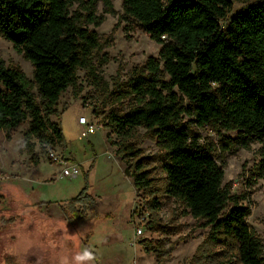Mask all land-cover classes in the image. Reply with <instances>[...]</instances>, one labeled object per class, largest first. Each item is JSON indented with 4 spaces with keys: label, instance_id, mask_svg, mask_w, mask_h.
Returning a JSON list of instances; mask_svg holds the SVG:
<instances>
[{
    "label": "trees",
    "instance_id": "obj_1",
    "mask_svg": "<svg viewBox=\"0 0 264 264\" xmlns=\"http://www.w3.org/2000/svg\"><path fill=\"white\" fill-rule=\"evenodd\" d=\"M234 1L248 0H123L119 18L136 23L161 47L158 56H149L125 82L116 83L112 94L132 102L111 109L104 125L126 174L148 197V209L157 212L162 202L151 158L132 140L140 128L164 153V192L209 228L198 251L221 247L209 255H222L227 264H264V241L247 220L251 206L241 205L245 196L224 185L226 158L219 162L214 153L253 143L264 148V0L222 24ZM99 4L104 13H116L113 0H0V36L32 63L34 73L30 80L19 66L0 61V130L10 139L28 121L21 150L33 164L65 145L60 122L51 119L59 114L63 92L71 87L79 96L80 70L97 79L102 41L91 26L104 21ZM207 126L217 132L216 144L203 143L195 130ZM256 174L264 178V154ZM84 190L74 199L80 206L70 221L97 215L94 196ZM140 244L145 252H156L159 262L164 259L159 255L169 252L148 239ZM89 252L100 264L98 253Z\"/></svg>",
    "mask_w": 264,
    "mask_h": 264
},
{
    "label": "rangeland",
    "instance_id": "obj_2",
    "mask_svg": "<svg viewBox=\"0 0 264 264\" xmlns=\"http://www.w3.org/2000/svg\"><path fill=\"white\" fill-rule=\"evenodd\" d=\"M255 1H234L228 19L221 23ZM113 3L115 14L104 13L99 4L104 21L100 26H91L102 41L95 59L97 79L80 70L79 96L68 88L59 100V114L51 116L60 122L65 137V147L56 146L51 153L78 163L80 177L69 180L62 176L63 166L53 158H41L38 164L30 161V155L21 150L28 121L14 129L10 139L0 130V264H96L92 257L83 256L90 250L99 254L102 264H227L222 255H209L221 247L198 251L209 228L186 214L183 205L164 192V153L144 128L132 140L151 158L149 168L162 202L157 212L146 207L148 197L134 187L132 177L126 174L124 161L108 140L107 126L79 139L81 116L105 124L111 109H126L131 104V97L117 98L112 94L116 83L125 82L132 69L149 56H158L161 47L136 23L119 18L123 0ZM0 61L19 66L33 80L32 63L2 36ZM34 92L37 94L36 88ZM195 130L203 143H217L218 134L210 126ZM112 138L116 135L112 134ZM36 151H40L38 145ZM214 153L219 162L226 158L224 185H229L233 194L245 196L240 204L251 206L248 223L264 241V178L256 174L264 154L262 144L253 143L250 148L228 153L217 149ZM85 188L95 198L97 215L70 221L72 210L80 206L74 199ZM141 226L143 234L137 236L135 229ZM141 239L160 243L169 250L159 255L163 262L157 260L156 252L144 251ZM195 253L199 258L192 261Z\"/></svg>",
    "mask_w": 264,
    "mask_h": 264
},
{
    "label": "built area",
    "instance_id": "obj_3",
    "mask_svg": "<svg viewBox=\"0 0 264 264\" xmlns=\"http://www.w3.org/2000/svg\"><path fill=\"white\" fill-rule=\"evenodd\" d=\"M80 123L83 125V129L80 132L79 139H84L86 137H89L90 135H93L97 132L98 128L104 127V124H98L95 121H91L86 116H81ZM51 158H53L54 162L60 164L63 166V172L62 176L68 178L69 180H74L76 178H79L82 171L81 167L78 163L71 162L69 160H65L60 156L59 154L51 153ZM143 227H137L135 229V233L137 236H141L143 234Z\"/></svg>",
    "mask_w": 264,
    "mask_h": 264
},
{
    "label": "clouds",
    "instance_id": "obj_4",
    "mask_svg": "<svg viewBox=\"0 0 264 264\" xmlns=\"http://www.w3.org/2000/svg\"><path fill=\"white\" fill-rule=\"evenodd\" d=\"M84 257H88L91 258L92 254L88 251H85V253L83 254ZM83 257H78V259H82Z\"/></svg>",
    "mask_w": 264,
    "mask_h": 264
},
{
    "label": "crops",
    "instance_id": "obj_5",
    "mask_svg": "<svg viewBox=\"0 0 264 264\" xmlns=\"http://www.w3.org/2000/svg\"><path fill=\"white\" fill-rule=\"evenodd\" d=\"M81 124V123H80ZM82 125V124H81ZM82 129H83V125H82ZM64 147H65V145H64ZM69 161H71V160H69ZM71 162H73V161H71ZM76 163V162H75ZM89 217V216H88ZM88 217H86V218H88ZM96 252V251H95ZM99 255V254H98ZM99 263L100 264H102L101 262H100V256H99Z\"/></svg>",
    "mask_w": 264,
    "mask_h": 264
}]
</instances>
